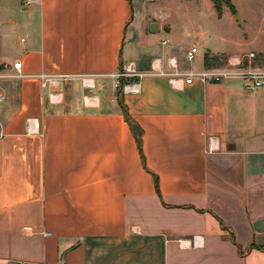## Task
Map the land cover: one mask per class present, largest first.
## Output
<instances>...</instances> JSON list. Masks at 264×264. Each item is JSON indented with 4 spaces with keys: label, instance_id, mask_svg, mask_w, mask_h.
Segmentation results:
<instances>
[{
    "label": "crops",
    "instance_id": "0c3cea01",
    "mask_svg": "<svg viewBox=\"0 0 264 264\" xmlns=\"http://www.w3.org/2000/svg\"><path fill=\"white\" fill-rule=\"evenodd\" d=\"M30 1L11 63L0 38V264H264V88L157 75L121 80L137 95L116 86L128 66L193 70L195 46L197 69L216 67L205 58L226 53L212 46L221 25L204 20L226 11L214 0ZM17 61L56 81L14 77ZM124 109L144 132L145 165Z\"/></svg>",
    "mask_w": 264,
    "mask_h": 264
},
{
    "label": "rangeland",
    "instance_id": "374dc122",
    "mask_svg": "<svg viewBox=\"0 0 264 264\" xmlns=\"http://www.w3.org/2000/svg\"><path fill=\"white\" fill-rule=\"evenodd\" d=\"M33 3L34 1L30 0H0V38H7L10 44L9 49L3 50L2 61L6 63H11L14 57L17 56V52L14 51L13 47L19 41L18 37L24 35V29L21 26L28 19V8ZM214 4L221 8L220 16L224 11H226L227 15H222L220 21H218V17L213 21L207 18L204 20L207 26H213L218 24V22L221 25L220 30L217 28L213 29V31L219 32L221 41L216 39L217 41H214L212 46L218 47L216 49L226 53L211 57L218 59L219 65L216 67H227L230 59H232L230 57H233L231 53L241 52L234 57L252 52L258 55L261 54L255 51L264 48V0H214ZM36 14L39 15V12L37 11ZM12 23L18 27H15ZM0 44H2L1 40ZM216 44L217 46H215ZM201 48V55H203L206 52V47L202 44ZM199 62L200 59L197 58L193 62L196 67L193 69L194 71H200L197 69V66L200 65ZM6 85L9 87L16 86L14 82L9 80ZM9 97L10 103L18 104L16 95L13 96L10 93ZM0 99L1 101L3 100L2 97Z\"/></svg>",
    "mask_w": 264,
    "mask_h": 264
},
{
    "label": "built area",
    "instance_id": "2783aa9c",
    "mask_svg": "<svg viewBox=\"0 0 264 264\" xmlns=\"http://www.w3.org/2000/svg\"><path fill=\"white\" fill-rule=\"evenodd\" d=\"M24 43V40H22ZM199 53L198 47H192L186 53V60L189 63H193L197 55ZM173 68H176L173 64ZM13 69L15 74L13 75L16 78L31 80L36 79L42 82V87L46 88L53 84L56 81V78L53 76H48L45 74H40L37 76H32L23 72L22 62L17 61L13 65ZM169 76L170 82L173 87H177L176 85L180 80H183L185 84L190 85L195 81H201L203 83H219L222 80L229 78H238L246 81V87L250 90H259L264 88V56L258 55L255 53L245 54L243 56H238L230 59L229 64L225 68H208L201 71H188L184 73L174 72L172 74H165L164 72H152L146 74H138L131 66L123 68V70L117 75L119 78V82L116 84L118 89H121L123 94H140L141 93V85L138 83H127L122 85L121 80L129 77H144V76ZM87 87L90 85L89 82L84 83ZM52 100L57 101L59 99L58 94H53L50 97ZM215 150L213 146V142L209 140V148L208 152H212ZM49 235V234H46ZM194 247H199V240L197 237L194 238Z\"/></svg>",
    "mask_w": 264,
    "mask_h": 264
},
{
    "label": "trees",
    "instance_id": "16d2710c",
    "mask_svg": "<svg viewBox=\"0 0 264 264\" xmlns=\"http://www.w3.org/2000/svg\"><path fill=\"white\" fill-rule=\"evenodd\" d=\"M215 8H216V11L218 12V15H220L221 8L217 4H215ZM205 64H206V66H212V65L217 66V65H219V62H218L217 58H211L209 56V54H207L206 58H205ZM122 70H123V68H122ZM121 84L124 85L123 82H121ZM119 91H120L119 94L121 95V93H122L121 89H119ZM124 114H125V119L128 122V124L130 125L132 133H133L134 138L136 140V143H137V146H138L141 158H142V162L145 165V157H144V153H143V135H144V132H143L142 128L138 125V123H136L131 118L128 111H126L125 109H124ZM155 180H156V186H157L158 185L157 184L158 183L157 177H155ZM157 188H158V186H157ZM256 247L257 246H252V248H256ZM258 248L264 249V247H258Z\"/></svg>",
    "mask_w": 264,
    "mask_h": 264
},
{
    "label": "water",
    "instance_id": "95a60500",
    "mask_svg": "<svg viewBox=\"0 0 264 264\" xmlns=\"http://www.w3.org/2000/svg\"><path fill=\"white\" fill-rule=\"evenodd\" d=\"M153 28H155V30H153ZM151 32L155 33L158 32V26L155 22L152 23V25L150 26Z\"/></svg>",
    "mask_w": 264,
    "mask_h": 264
}]
</instances>
